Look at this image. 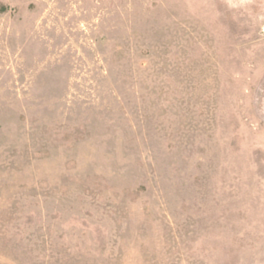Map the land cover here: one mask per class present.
<instances>
[{
	"label": "rangeland",
	"instance_id": "1",
	"mask_svg": "<svg viewBox=\"0 0 264 264\" xmlns=\"http://www.w3.org/2000/svg\"><path fill=\"white\" fill-rule=\"evenodd\" d=\"M0 264H264V0H0Z\"/></svg>",
	"mask_w": 264,
	"mask_h": 264
}]
</instances>
